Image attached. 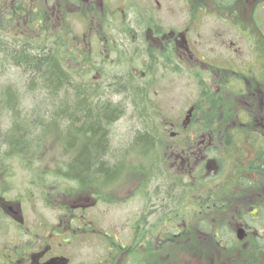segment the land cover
<instances>
[{
    "label": "flooded vegetation",
    "instance_id": "obj_1",
    "mask_svg": "<svg viewBox=\"0 0 264 264\" xmlns=\"http://www.w3.org/2000/svg\"><path fill=\"white\" fill-rule=\"evenodd\" d=\"M177 3L0 0V20L14 21L7 27L0 25V31L23 28L57 34L67 32L71 19L78 16L85 21L80 30L83 35H130L133 41L127 38L123 50L126 56L133 50L144 69L137 75L127 70V74L133 73L140 83L147 105V90L157 79L158 66L176 78L184 73L182 67L201 66L218 78L208 83L196 76L198 90L185 100L184 113L174 115L164 130H170V138L156 139L155 154H140L148 164L157 155L163 170L155 181L149 170H141L140 204L127 225L131 230L122 234L121 226L104 225L97 214V201L102 200L99 192L116 181L101 188L77 187L70 195L75 201L44 204L41 209L29 192H19L0 199V264H154L149 252L162 244L161 248L192 243L195 236L203 249V243L213 237L219 251L209 255L198 249L190 258H181V264H264V152H252L258 134L264 141V0H202L199 12L189 10L181 25L176 22ZM203 3L206 14L200 11ZM204 17L220 20L234 31L235 44L230 43L227 55H219L221 59L207 60L191 44V33H202ZM242 41L250 42L247 55ZM195 73L199 75L201 70ZM221 83L235 88L233 110L230 102L220 99L227 91ZM215 99L220 100L218 106L210 117H204V105ZM146 107L154 129L163 131L149 105ZM233 165L236 169L231 171ZM85 190L94 202H77L79 191ZM188 212L194 219L189 225ZM152 244L158 247H148Z\"/></svg>",
    "mask_w": 264,
    "mask_h": 264
},
{
    "label": "rangeland",
    "instance_id": "obj_2",
    "mask_svg": "<svg viewBox=\"0 0 264 264\" xmlns=\"http://www.w3.org/2000/svg\"><path fill=\"white\" fill-rule=\"evenodd\" d=\"M201 3L202 0H185V2L178 0L176 18L178 25L187 21V13L189 10L194 11V13L199 12L197 7L201 6ZM200 11L206 14L207 8L204 3ZM166 20L170 21V18ZM9 21L14 24L13 20L4 19V21L0 20V25L7 27ZM202 23L204 24L202 29L200 28L201 34L193 33L192 35L191 33V37L194 39V42L191 44L199 54H204V58L207 60L223 58V56L227 55L230 43L235 44L234 31L229 28L228 25H222L220 20L212 17H204ZM33 24L36 25L37 21H34ZM68 25L69 30L67 32L58 34L65 40L64 45L60 47V51L64 56L63 61L65 67L77 79H93V76H95L101 83H106L114 77H124L127 70L137 75L144 69L137 55H134L133 50L130 49L131 55L128 56H126V52L123 50L127 38L133 41L130 35L107 33H100V35L97 36L91 34L83 35L80 30L84 27L85 21L78 16L72 18ZM217 26L225 27L228 30L217 28ZM4 34L6 36H15L17 38H27L31 40H45L47 36H49L47 34H38L34 29L23 28L18 32L13 28L4 29ZM178 38H181L179 34ZM89 43H91V45ZM242 47L245 50V55H247L248 48H251L250 42L242 41ZM221 54L223 55L222 57L219 56ZM199 67L200 69L196 66L182 67L181 70H184V73H182L179 78H176V75L172 74L169 70H165L164 67H157L155 73L157 79L155 82L151 83L147 90V97L148 105L152 113L162 126L163 131L160 132L161 137L165 139L170 138V130L166 129V131H164L166 126L174 115L180 116L184 113L183 108L188 105L184 103L185 100H190L194 93H196L195 91L198 90L195 77H203L208 83H210L211 79H218L216 73L210 76L203 67ZM188 69L189 72H186ZM191 70H201V73L196 75L195 71ZM96 71L99 73H96ZM159 74L162 76H159ZM23 80L24 77L21 73V69L12 64H8L0 56V84L4 85L7 81H12L19 87L21 92L24 93ZM176 81L179 83H176ZM220 86H223L224 89L227 87V91L223 92L220 97L221 101L226 103L230 102L228 106L233 110L236 102V95L234 94L235 88L233 85L230 86L222 83ZM121 98L122 96L120 94L112 96L114 102L120 101ZM219 102V99H215L205 104L202 109L203 116L210 117ZM216 110L218 111V108H216ZM128 119L129 114L121 118L115 124L116 132L122 135L126 134L128 128L132 127ZM118 137L121 136L118 135ZM257 137L258 138L255 139L256 142L253 143L256 150L252 151L255 154L264 152V141L260 140L259 134ZM66 160L67 156L62 153L59 139L55 134L45 137L40 141L39 146L26 150L19 157L6 160L4 170L0 171V199L2 200L4 197L10 198L16 193H24L27 191L31 195L32 202L37 203L40 209L44 204L75 201V198L70 196L77 190L75 183L53 173L54 169L62 165ZM128 164L133 167L126 169V172L122 174L120 179L113 185L101 190L99 192V198L102 200L97 201V214L100 215L99 218L101 221L103 223L105 222L104 225L117 223L122 228V234H125L126 230H131V227L128 228L127 225L130 221H133L140 204L137 188L142 173L138 166L141 164L147 165L148 161L140 154H132L128 158ZM235 164L238 165L239 161ZM235 169L236 166L233 165L231 171ZM64 193H66L67 196H65ZM78 196L77 202H94L93 196L89 195L86 190L79 191ZM46 209L47 214H52L53 211L50 212L48 208ZM192 216V212L186 216V223L188 225L192 224L194 220ZM249 233L251 234L253 231L249 230ZM208 241V243H203L205 245L204 249L200 248L202 241L196 236L193 238L192 243L191 241L184 244L181 242V244L175 243L161 248L162 244L160 245V250L157 249L155 252H149L150 256L153 258L151 263L181 264V258H190L189 255L192 254L191 252L198 249L207 251L209 255L217 254V251H219L218 241L213 237ZM152 246H154V244L148 245V247L152 249L158 247L156 244L154 247Z\"/></svg>",
    "mask_w": 264,
    "mask_h": 264
},
{
    "label": "trees",
    "instance_id": "obj_3",
    "mask_svg": "<svg viewBox=\"0 0 264 264\" xmlns=\"http://www.w3.org/2000/svg\"><path fill=\"white\" fill-rule=\"evenodd\" d=\"M58 34L31 40L0 32V56L24 77V93L12 81L0 84V171L6 160L55 134L67 160L53 173L79 188L106 187L133 167L130 155L155 154L160 131L133 74L106 83L77 79L65 67L60 51L65 40ZM119 94L121 100L114 102L112 96ZM127 114L132 127L122 135L115 124ZM148 165L138 167L149 170L152 181L161 177L157 155Z\"/></svg>",
    "mask_w": 264,
    "mask_h": 264
}]
</instances>
